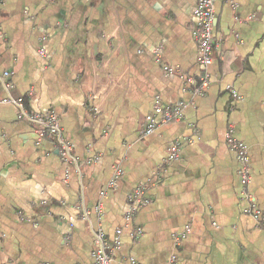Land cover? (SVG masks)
<instances>
[{
  "label": "crops",
  "instance_id": "0c3cea01",
  "mask_svg": "<svg viewBox=\"0 0 264 264\" xmlns=\"http://www.w3.org/2000/svg\"><path fill=\"white\" fill-rule=\"evenodd\" d=\"M195 3L0 0L10 93L29 112L59 113L80 170L61 160L53 138L37 143L0 86V264H93L92 231L111 240L119 227L111 264H169L173 253L178 264H264V0L215 1L210 82L198 98L164 69L204 70L190 32ZM154 97L184 102L183 117L141 135ZM229 131L248 148L245 186ZM176 140L180 157L166 163ZM88 152L98 155L89 164ZM139 185L151 201L128 222Z\"/></svg>",
  "mask_w": 264,
  "mask_h": 264
},
{
  "label": "built area",
  "instance_id": "2783aa9c",
  "mask_svg": "<svg viewBox=\"0 0 264 264\" xmlns=\"http://www.w3.org/2000/svg\"><path fill=\"white\" fill-rule=\"evenodd\" d=\"M216 0H196L195 6L192 11V20H191V35L198 42V55L199 63L203 67V72L197 77L190 75H183L179 70L174 69L168 65L164 66V69L167 73H177L181 78L184 79V82L189 86L188 91L192 94L194 98H198L204 95L206 87L209 85L210 77L206 68L211 64L213 60V49L215 45V34L213 30L214 19H215V9L214 3ZM156 53L159 51L156 48ZM41 55H44L45 52L43 49L39 50ZM10 73L8 70L0 69V86L5 92V97L2 99L3 102H9L16 107L17 117L19 119L26 120L34 129L37 134V143L44 138H53L54 146L57 150L58 155L61 160L67 164L72 165L78 172L79 163L77 157L73 153V145L66 138L64 134V129L61 124L60 115L54 110H50L44 113L39 112H29L24 106L23 97L14 98L10 89L12 87L11 82L8 80ZM190 100L191 103L195 102V99ZM186 107L184 102H178L174 104H163L159 97H154L151 103L150 113L146 116V121L148 127L145 131L141 132V135L151 133L155 131L157 126L165 125L171 122L179 121L183 117V111ZM93 110L96 111V107H93ZM190 140V139H186ZM226 143L229 149L234 153L235 160L238 162L239 167L237 169V174L240 178L241 185L245 186L249 179V156L247 145L235 138L231 131L226 133L225 136ZM180 157V142L178 140L171 143L168 147V153L165 159L166 163L177 160ZM98 158L97 154L92 152L87 153L85 159L86 163H91ZM121 171L115 169V177L120 175ZM162 174V168L157 167L155 169V175L160 179ZM68 174L65 175L64 181H68ZM115 178L112 179L111 184H113ZM146 187L144 185L136 186L130 193L128 199L127 209L124 214V219L126 221H131L135 216L137 211L148 205L151 201L150 197L146 194ZM105 193L101 192L103 196ZM246 198L248 200L252 199V194L246 193ZM98 214H101V207L98 205L96 207ZM246 212H251V209L246 208ZM91 211L82 206L80 216L82 219L88 220ZM254 218L261 219L259 211L253 213ZM261 221V220H260ZM260 226L264 231V221L260 222ZM189 231V228L186 227L184 231L178 233L174 236V244L177 246L181 243L182 239L185 237V234ZM121 232L122 229L119 227L115 230L113 238L110 240L105 233L98 229L92 231V241H93V250L92 255L94 257L93 264H111L113 259V253L115 250L121 246ZM142 232V229L137 226L134 228V235H139ZM133 263V261H132ZM169 264H178L177 256L173 253L170 256Z\"/></svg>",
  "mask_w": 264,
  "mask_h": 264
}]
</instances>
